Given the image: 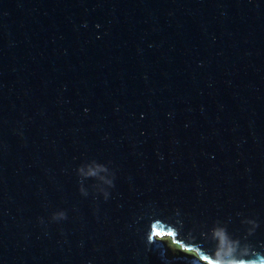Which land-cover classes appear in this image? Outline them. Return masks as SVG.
Listing matches in <instances>:
<instances>
[{
    "label": "water",
    "instance_id": "95a60500",
    "mask_svg": "<svg viewBox=\"0 0 264 264\" xmlns=\"http://www.w3.org/2000/svg\"><path fill=\"white\" fill-rule=\"evenodd\" d=\"M217 225L264 255V0H0V264H206Z\"/></svg>",
    "mask_w": 264,
    "mask_h": 264
},
{
    "label": "clouds",
    "instance_id": "9594fccd",
    "mask_svg": "<svg viewBox=\"0 0 264 264\" xmlns=\"http://www.w3.org/2000/svg\"><path fill=\"white\" fill-rule=\"evenodd\" d=\"M110 172L111 175H109ZM77 175L80 178L79 191L85 197L89 195V191L84 186V181L93 180L98 184L105 185L106 188L101 190L105 200L110 196L108 189L115 186V173L106 164L95 159L82 163L77 169ZM67 218L65 211L55 212L52 216L54 221L66 220ZM245 223L252 225L249 233L257 227L253 220H247ZM211 235L215 245L214 249L211 251L203 249V251L212 261V264H264V255L257 254L253 258L249 246L242 243L241 239L234 237L228 231L227 226L217 225L212 229Z\"/></svg>",
    "mask_w": 264,
    "mask_h": 264
},
{
    "label": "rangeland",
    "instance_id": "374dc122",
    "mask_svg": "<svg viewBox=\"0 0 264 264\" xmlns=\"http://www.w3.org/2000/svg\"><path fill=\"white\" fill-rule=\"evenodd\" d=\"M160 239L164 242H167L168 243V246L171 248V252L173 255H181L179 253V250L181 252H184L185 255H191V256H196L194 255L195 253L193 251H189V250H183L179 247V249H177V245L172 243L171 239L168 237V236H163V237H160ZM193 254V255H192Z\"/></svg>",
    "mask_w": 264,
    "mask_h": 264
},
{
    "label": "trees",
    "instance_id": "16d2710c",
    "mask_svg": "<svg viewBox=\"0 0 264 264\" xmlns=\"http://www.w3.org/2000/svg\"><path fill=\"white\" fill-rule=\"evenodd\" d=\"M165 243H166L168 249H169L170 252H171V248L168 246V243H167V242H165ZM179 247H180V246L177 245V249H179ZM171 253H172V252H171ZM179 253H180L181 255H185V253H184V252H181L180 250H179ZM192 255H193V254H192ZM194 255H196V254H194Z\"/></svg>",
    "mask_w": 264,
    "mask_h": 264
},
{
    "label": "snow or ice",
    "instance_id": "6c2138e0",
    "mask_svg": "<svg viewBox=\"0 0 264 264\" xmlns=\"http://www.w3.org/2000/svg\"><path fill=\"white\" fill-rule=\"evenodd\" d=\"M206 261V264H212V261L208 257H202Z\"/></svg>",
    "mask_w": 264,
    "mask_h": 264
}]
</instances>
